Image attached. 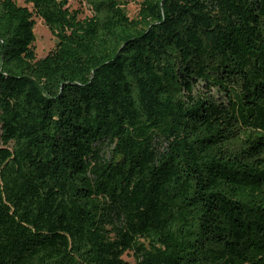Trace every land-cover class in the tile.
<instances>
[{
    "label": "trees",
    "instance_id": "obj_1",
    "mask_svg": "<svg viewBox=\"0 0 264 264\" xmlns=\"http://www.w3.org/2000/svg\"><path fill=\"white\" fill-rule=\"evenodd\" d=\"M85 2L0 0V264H264V0Z\"/></svg>",
    "mask_w": 264,
    "mask_h": 264
},
{
    "label": "rangeland",
    "instance_id": "obj_2",
    "mask_svg": "<svg viewBox=\"0 0 264 264\" xmlns=\"http://www.w3.org/2000/svg\"><path fill=\"white\" fill-rule=\"evenodd\" d=\"M140 0H127L125 4L126 13L130 17H135L139 9ZM67 6L71 10L78 9L80 11L79 17L83 18L91 15V10L86 4L85 0H67ZM34 27L33 31L35 33L34 48L36 52L37 59L46 55L55 46V37L52 35L48 27L43 23V21L37 17H34ZM0 138V144H1ZM124 259L129 262H133V256L130 252L124 254Z\"/></svg>",
    "mask_w": 264,
    "mask_h": 264
}]
</instances>
